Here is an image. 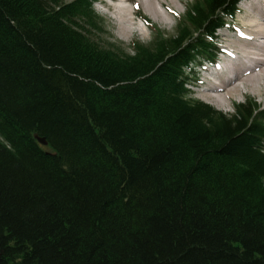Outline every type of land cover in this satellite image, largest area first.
I'll list each match as a JSON object with an SVG mask.
<instances>
[{"label": "trees", "instance_id": "16d2710c", "mask_svg": "<svg viewBox=\"0 0 264 264\" xmlns=\"http://www.w3.org/2000/svg\"><path fill=\"white\" fill-rule=\"evenodd\" d=\"M239 1L126 52L93 0H0V264H264V110L187 89Z\"/></svg>", "mask_w": 264, "mask_h": 264}, {"label": "rangeland", "instance_id": "374dc122", "mask_svg": "<svg viewBox=\"0 0 264 264\" xmlns=\"http://www.w3.org/2000/svg\"><path fill=\"white\" fill-rule=\"evenodd\" d=\"M72 1L73 0H62L63 3H70ZM99 1L100 0H95L96 3L94 2L93 9L94 12L101 19L104 20L106 26L104 33L99 35L100 40L105 44H114L115 46L126 50V52H129L132 42L137 41L142 44H148L152 39V33L150 32V30L145 26L143 27L141 23L138 22V15L148 18L151 23L156 26L160 31L165 33L167 36H171L174 34L176 27V20L174 16H182L184 13L185 5L191 2V0H112L118 3L111 2L110 5L104 6L98 4ZM254 1H257L258 6H260L262 3V1L259 0H249L247 4L243 7H241V5H238L239 12L236 15L235 21L232 23V26L235 28L234 33L228 30H221L217 33V45L219 49L231 51L229 43L233 42L234 39L236 40L234 42H236L237 45H239V43L241 42L249 40L248 35L250 31L248 30L251 29V26L248 22L250 18L253 17L254 11L256 9V6L253 4ZM249 5H251V7H249ZM253 5L255 6V9L253 8ZM147 6L152 7L158 13L159 17L163 18V20L157 19L155 16H153V14L149 12V10L146 8ZM248 7L249 9L247 10ZM242 8L244 10H242ZM259 9L261 8L259 7ZM119 10L121 11V18H117ZM130 12L133 13L132 18L130 17ZM242 25L244 26L245 38H243V40L237 41V30H241ZM261 25L264 27V22H262ZM262 26L260 27L262 28ZM226 40L227 42L225 43ZM223 58V56H219L218 61ZM208 70L210 69L202 68L195 70L196 74L194 78L196 82L195 84H193V86L190 87L193 99L202 101L226 115L233 114V104L243 103L245 100H253L255 101V103L259 104L262 108H264V105L260 102V98L264 96V75L255 80L258 81V79H260L261 81L259 82V85L257 86V91L255 93L246 91L243 87H239V89H243L242 93H240L239 90V96L236 94L237 96H235L234 98H229L230 100L223 99L221 97L212 99L216 100L211 101L212 103L218 106L216 107L207 100L209 97L205 95L203 97V95L200 94V91L207 87V82L209 79L207 75ZM248 86L249 85L247 84V90ZM251 90H253V88ZM258 91H260V93ZM219 101L221 103H219Z\"/></svg>", "mask_w": 264, "mask_h": 264}, {"label": "bare ground", "instance_id": "6f19581e", "mask_svg": "<svg viewBox=\"0 0 264 264\" xmlns=\"http://www.w3.org/2000/svg\"><path fill=\"white\" fill-rule=\"evenodd\" d=\"M110 1L114 3H118L112 0ZM248 1L249 0H242V2L240 3L241 7L245 6ZM124 3H128V2H124ZM253 4L256 6V9L255 6L253 5V8L255 9L254 15L252 18H250L248 22L249 25L251 26V29L248 30L250 31L248 35L249 40L241 42L239 43V45H237L236 42H234L236 41L235 39L234 41L231 40L233 42H230L229 45L231 47L230 52L232 53V57L227 58L222 64H220L219 68L214 72V74L210 76V81L207 87H205V89H203L200 92V94H202L203 97L204 95L209 97L207 99L209 102L216 101L212 99L217 97L218 98L221 97L223 99H229L232 97L234 98L237 95L239 96V94L243 92L242 91L243 89L241 88L239 89V87H243L246 91H250L252 93H255L257 91V86L261 81L260 79H258V81L255 80L264 75V68H263L264 67V35H261L264 34V27L261 25L262 22H264V2L262 1L260 6H258L257 1H254ZM249 7H251V5H249ZM249 7L247 8V10L249 9ZM259 7L261 9H259ZM146 8L157 19L163 20V18L159 17L158 13L152 7L147 6ZM242 10L244 9L242 8ZM120 13L121 11L119 10V14L117 15V18H121ZM130 13H131L130 17L132 18L133 13L132 12ZM138 22L141 23L142 25V22L140 21ZM260 26H262V28ZM243 38L245 37H244V26L242 25L237 41L243 40ZM226 42L227 40L225 41V43ZM247 84L249 85L248 90L246 88ZM252 88L253 90H251ZM258 92L260 93V91ZM260 102L264 105V96L260 98ZM219 103L221 102L219 101ZM212 104L215 105L214 103ZM215 106L218 107L217 105Z\"/></svg>", "mask_w": 264, "mask_h": 264}]
</instances>
